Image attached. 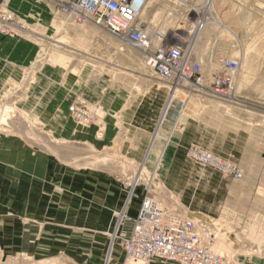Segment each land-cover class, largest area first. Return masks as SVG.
<instances>
[{
	"label": "rangeland",
	"instance_id": "obj_1",
	"mask_svg": "<svg viewBox=\"0 0 264 264\" xmlns=\"http://www.w3.org/2000/svg\"><path fill=\"white\" fill-rule=\"evenodd\" d=\"M68 1L0 0V14L11 19L5 24L6 33H0V42L6 40L0 50L7 52L6 59H0L5 70L0 84L6 80L0 92V146L5 135H18L29 146L49 152L64 164L65 174H74L73 182L82 178L80 173L88 177L90 191L82 194L80 183L66 188L56 176V186L48 181L42 185V191L47 197L53 195L54 201L36 209L38 195L0 182V264H141L126 262L136 258L125 254L114 234L122 213L126 211L129 217L126 199L136 177L139 203L148 185L147 194L162 207L204 224V237L214 253L232 264H264V0H148L139 20L166 33L170 43H189L194 38L188 27L193 18L204 17L210 22L209 33L197 51L208 75L221 66L220 57L235 59L239 66L234 73V100L177 87L161 125L168 135L156 141L158 152L154 153V146L142 162L122 153L120 138L127 131L122 112L150 90L165 95L163 112L171 85L145 66L139 49L103 25L66 21L57 8ZM154 43L159 44L157 40ZM17 69L21 73L12 75ZM13 77L15 80L7 79ZM38 84L51 85L56 93L44 114H37L32 104L33 88ZM185 95L194 100L188 108ZM78 106L90 112L91 118L84 120L71 112V107ZM188 123L195 129L200 126L215 132L214 124L233 128L238 143L246 147L256 141L249 144L251 155L245 150L236 154L209 147L212 143L219 146V142L208 132H201L202 144L182 145L185 155L179 154V162L189 159L202 170L219 173L234 186L240 184L236 195L246 197H239L232 209L225 208L227 186L219 189V208L209 214L191 210L166 184L162 175L166 152L176 136L185 133ZM77 133L87 135L85 143L77 139ZM195 147L231 163L241 177L189 157L188 149ZM152 156L155 164L151 167L148 161ZM106 176L113 193L110 202L94 195L96 182L102 183ZM62 197L74 201L71 214L65 212L64 201L59 202ZM144 262L175 264L161 259Z\"/></svg>",
	"mask_w": 264,
	"mask_h": 264
},
{
	"label": "built area",
	"instance_id": "obj_2",
	"mask_svg": "<svg viewBox=\"0 0 264 264\" xmlns=\"http://www.w3.org/2000/svg\"><path fill=\"white\" fill-rule=\"evenodd\" d=\"M147 3L148 0H71L60 3L57 9L66 21L103 25L112 35L139 49L145 66L171 85L169 98L173 97L177 87L218 99L230 97L238 61L220 57L218 62L221 66L217 72L208 75L203 62L194 55L195 38L200 29L205 27L207 19L193 18L195 20L189 22L188 27L192 30L190 36L194 35V38L189 43L183 40L173 44L168 41L166 33L139 20ZM10 20L9 15L0 14V21H3L0 22V33H6L5 24ZM156 40L159 42L157 45L154 43ZM70 110L84 120L91 118L90 112L81 107H71ZM187 155L203 165L233 172L236 178L241 177L239 169L207 150L190 148ZM138 183L139 177H136L126 199V209L135 197ZM147 186L137 216L132 218L128 217L126 211L122 213L115 233V238L121 241L128 257L142 261L161 259L175 264H232L213 252L204 237L202 222L175 215L162 207L147 194Z\"/></svg>",
	"mask_w": 264,
	"mask_h": 264
},
{
	"label": "crops",
	"instance_id": "obj_3",
	"mask_svg": "<svg viewBox=\"0 0 264 264\" xmlns=\"http://www.w3.org/2000/svg\"><path fill=\"white\" fill-rule=\"evenodd\" d=\"M4 42H6V40L0 42V48H3L2 44ZM6 54L7 52L0 50V59H6ZM4 71V67H0V76L4 75ZM18 73H21L20 69L13 70L12 75H18ZM7 79L11 81L15 80V77ZM5 81L4 78L1 80L0 92L5 89ZM55 96L56 93L51 85L41 86L38 84V87L35 86L33 88L32 104L37 108V114H41L42 112V114H44L49 106H52L51 100ZM164 103V94L155 93L150 90L140 96L122 112L123 123L127 130L124 133V136L120 138L122 141V153L132 157L136 162H142L147 156L146 153L153 138V133L164 107ZM188 125L185 133L178 134L174 139L173 144L169 146L166 152L162 167V175L165 178L166 184L171 187L179 197H181V200L187 204L191 210L207 212L209 214H214L219 208L217 207V202H219L218 199L220 197L218 194L219 189L227 186L229 194L226 196L225 208L232 209L234 203L238 202L237 200L239 197V199H244L246 197V195H236V192H238L236 187L240 184L237 183L234 186L233 183L224 179L219 173H215L211 169L202 170L189 159H180L181 162H179V154L183 156L185 155V150L182 148V145L184 146L194 141L196 143H201L199 142L202 137L201 132H208L211 134L213 141L217 140L219 142V146L212 143L209 147L214 145L216 148H219V151L224 148L227 151L236 154L243 153L245 150L244 153L246 152V154L251 155L253 152L249 150V144L252 146L256 141L251 139L252 141H250L246 147L245 145L243 146L240 144L241 142L238 143V138L234 135L236 130L233 128H226L225 126L214 124L212 126L216 128L215 132L211 128L203 130L204 128H201L200 126H197L195 129V126L192 123H188ZM164 135H168V132H164ZM76 137L82 143L86 142L83 140L88 139L87 135H84L83 133H77ZM154 146V153H157V149L160 146L156 143ZM179 148L181 152L178 150ZM150 158L152 161L149 160L148 162L152 167L155 164V162H153L154 156ZM65 172H67V169L64 164H59L53 156H50L49 152L29 146L21 140L20 136L5 135V137L2 138V144L0 146V182L11 186H17L23 189L24 193H32L34 196L38 195L36 199V209L41 208L46 201H48V203L54 201L51 198L53 195L47 197V192L44 190L42 191V188L43 186L45 187L47 181L53 184V186H56V176L64 182V187L66 188L69 187V185L73 188L74 186L78 187L77 183H80L79 189H81V193L88 195L90 191V186L88 185L90 179L88 177H83L80 173L82 178L73 182L74 174H71L69 171L70 173L67 175ZM76 177L78 178L79 176ZM109 179L110 178L106 176L102 183L96 182L97 189L94 192V195L97 196V198L101 197V200L103 199L106 202L111 201V196L113 194L112 189L110 187L108 188V185L110 184ZM68 180L69 183H67ZM29 187H32L33 190H29ZM42 195H44L43 198ZM117 195H120L121 197L122 193L117 192ZM62 198L63 199L60 198L59 202L64 201L62 204L64 205L65 212L71 214L74 201L72 199H67L66 197ZM138 198L139 197H135L128 208V214L132 218L137 216L140 208ZM113 200L115 201V199ZM257 200H262V198L258 197ZM256 204L260 205L259 203ZM49 210H51V208ZM81 210L83 211V209ZM59 212L61 211L59 210Z\"/></svg>",
	"mask_w": 264,
	"mask_h": 264
},
{
	"label": "bare ground",
	"instance_id": "obj_4",
	"mask_svg": "<svg viewBox=\"0 0 264 264\" xmlns=\"http://www.w3.org/2000/svg\"><path fill=\"white\" fill-rule=\"evenodd\" d=\"M206 3H208V2H206ZM208 6V5H207ZM206 6V7H207ZM193 10H196L195 8H193ZM199 17V16H198ZM211 24H210V22L208 21L207 23H206V25H205V27L204 28H202V29H200V32L197 34V38H195V41H194V55L196 54V56L197 57H199V55H198V46H199V43H201V42H203L205 39H206V37H207V35H208V33H209V26H210ZM25 27V26H24ZM213 27V26H212ZM155 29V28H154ZM236 82H233V87L235 86V87H237L236 85H237V83L235 84ZM233 87L231 88V91H230V96H231V94L232 93H234V91H235V88L233 89ZM171 96V95H170ZM185 97H187V99H186V102H187V108L189 107V106H191V105H193L194 104V100H193V98H188V95H185ZM232 97V99H233V97H234V94H233V96H231ZM171 98H174V95H173V97L171 96ZM216 99H218V98H216ZM170 100L172 101V99H170L169 98V100L167 101V103H166V106H165V108H164V110H163V112H162V117H161V119H160V121H159V125H158V127H157V130H156V132H155V134H154V137H153V139L151 140V143H150V146L148 147V151H147V157H148V155H150V152H151V150H152V148H153V146H154V144L156 143V141L158 140V139H164V131L161 129V125H162V123H163V121H164V119H165V116H166V114L168 113V110H169V108H170V106H171V103H170ZM234 100V99H233ZM224 101H226V100H224ZM231 102H233V101H231ZM234 103H236V102H234ZM6 116V114L4 113L3 114V116H2V118L3 117H5ZM4 119V118H3ZM7 122V121H6ZM146 158V157H145ZM231 164V163H230ZM155 200V199H154ZM156 201V200H155ZM130 206V205H129ZM189 216V215H188ZM191 217V216H190ZM187 218H189V217H187ZM190 219H194V218H190ZM195 220V219H194ZM115 234V233H114ZM114 237V236H113ZM112 242V241H111ZM112 244V243H111ZM110 244V251H111V247H112V245ZM114 246V245H113ZM113 249V248H112ZM109 250V249H108ZM113 252V251H112ZM108 257H110L109 255H108ZM107 260V259H106ZM126 262H138V263H141V264H145V262L144 261H142V260H139V259H128Z\"/></svg>",
	"mask_w": 264,
	"mask_h": 264
}]
</instances>
